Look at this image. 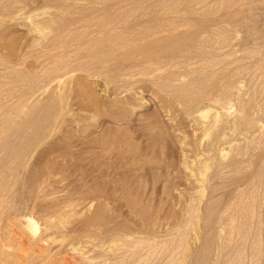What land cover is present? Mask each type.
<instances>
[{"label":"rangeland","instance_id":"1","mask_svg":"<svg viewBox=\"0 0 264 264\" xmlns=\"http://www.w3.org/2000/svg\"><path fill=\"white\" fill-rule=\"evenodd\" d=\"M137 1L145 2L142 5L145 8L140 5L141 14L148 12V15L137 17L135 24H145L150 10H155L160 1L176 4L180 11H186L189 5L196 13L206 10L212 19L209 25L213 32L204 41L208 54L203 62L190 57L172 65L167 55H160L161 58L148 59L149 64L136 61L138 68L124 81L116 76L118 69L128 67L127 64L111 62L106 68L97 66L99 69L90 74L56 67L58 59L74 60L78 52H84L83 43L102 37L101 33L83 29L79 20L69 24L61 37L60 22L79 18L83 9L98 18L105 9H132ZM220 1L0 0V114L7 111L8 118L18 117L19 122L26 104L36 101L40 105H55L50 120L43 125L45 136L24 152L22 160H18L21 163L15 161L9 173H5L6 178L0 166V184L5 182L14 189L8 193L0 191V242L5 251L9 220L13 217L33 218L39 226L37 236L45 234L49 227L47 245L63 254L70 243L76 244L78 252L99 248L111 252L128 238L164 243L179 230H186L188 264H192L206 242L228 235V231L222 232L228 223L221 226L219 221L206 226L205 208L212 204L217 210H225L248 187L242 191L231 165L220 168L214 159L204 165L209 155L203 124L217 114L226 121L225 107L231 108L229 113L235 115L240 97L249 103L251 117L263 123L264 70L259 71L256 58L249 59L250 64L246 60L245 69L232 63L233 58L240 56H235L237 36L234 37V27L223 16ZM248 2L245 5L242 2L238 9L246 14L252 11L264 30V0ZM157 14L171 15L168 8L158 10ZM196 22L187 15L178 24L182 28L188 25L196 28L200 24ZM70 31L73 35L81 32L76 33L78 40L73 35L69 37ZM258 42L259 57L264 61V37ZM204 61L216 65L220 91L227 81L233 82L229 88L233 95L226 105L203 102L197 111L209 114L200 117L199 113L189 115L184 102L163 91L161 85L168 78L195 81L205 77ZM17 73L25 77L17 78ZM33 77L37 79L35 82L31 80ZM25 119L22 122L27 128ZM4 122L0 118L1 132ZM30 127L28 131L25 128L26 135L40 130L39 126ZM225 133L226 152L231 155V145L241 146L244 161H253V165L262 163L263 150L257 147L260 139L247 138L248 132L231 130L230 124L226 125ZM26 135L16 134L13 143L23 141ZM5 157L0 155V165H4ZM193 205L202 214L201 221L195 224L188 214ZM256 215L262 229L257 235L264 242V201L262 207H256ZM47 216L52 217V225H46ZM34 255L33 261L38 263L40 259ZM217 259V253H212V260ZM31 260L30 264L34 263ZM3 264L9 263L3 260Z\"/></svg>","mask_w":264,"mask_h":264},{"label":"bare ground","instance_id":"2","mask_svg":"<svg viewBox=\"0 0 264 264\" xmlns=\"http://www.w3.org/2000/svg\"><path fill=\"white\" fill-rule=\"evenodd\" d=\"M248 1L221 0L220 7L224 11V18H227L232 27H234L233 31L236 32L234 37L237 36L236 41L234 40L235 56H240L233 58L232 63L240 65L238 69H245L247 65L246 60L250 59L251 61V59L256 58V66L259 71H262L264 70V61L259 57L261 49L259 50L257 45H259L258 41L264 37V30L259 26V21L252 11L248 10L249 14L248 12L246 14L238 9L239 6L241 7L242 2H245L242 4L245 5ZM137 2L136 7L133 6L132 9H125L123 7L105 9L98 18L89 16V13H85L87 10L83 9L84 11L81 10V14L78 13V15H81L80 17L77 16L79 18L70 17L68 20L65 19L66 21L60 22L61 31L59 34L61 37L62 32L66 31L67 26L73 22L75 24L77 20L80 21L78 23H81L80 26L83 29L101 33L102 37L96 41H91L90 39L89 42L83 43L84 48L82 50L81 47V50L84 52H78L76 59H58L55 63L56 67L59 70L66 68L70 72L81 70L90 74L96 71L95 68L97 66L101 69L106 68L111 62H117L122 65L127 64L128 67L119 68L118 73L116 72L118 80L124 81L138 68L140 62H142L141 64H147L150 62L148 59L159 57L160 55H167L166 58L172 65L174 63L177 65L182 59L190 57L199 58L203 62L202 60L208 54L207 48L203 46L205 44L204 41L207 42L213 32L211 25H209L212 19L209 18L206 10L196 13L194 7L189 5L186 11H180L176 4H165L164 1H160L158 6H155V10L149 9L150 17L144 22L145 24H135L134 22L137 21V17L142 19L143 15H148V12H146L147 14H141L142 8L146 7L142 6L145 2L143 4H141L142 2ZM140 5L142 8H140ZM167 8L171 15L161 16L157 14L158 10ZM250 12L253 14H250ZM187 15L192 16L195 21L199 22V26H196V28L193 26L188 27L189 25L186 28L179 27L178 23L186 19ZM78 32L80 31H76L77 34H79ZM76 33L73 35V31H70L69 37L73 35L78 40L79 35ZM206 37L208 38L204 40ZM261 58H263V55ZM222 60L226 61L225 58ZM136 61L139 63H136ZM244 62H246V65ZM204 63L207 65L205 77L200 76L195 81H174L168 78L161 85L163 91L171 92L172 96L184 102L186 112L189 115L199 113L200 117H207L209 114L208 112L197 111L203 102H219L222 105H226L229 97L233 95L229 89L233 82L227 81L220 91L219 71H217L216 65L209 61H204ZM205 69L202 70L203 73ZM46 76L48 77L49 75ZM169 76L173 78L172 75ZM23 77H25L23 73H17V78L22 79ZM31 80L35 82L37 79L33 77ZM240 91H242L241 87L238 88V94H240ZM30 98L28 99L30 100ZM240 98L237 100L239 106L237 105L238 111L235 115L230 114L231 112L229 113L231 108L225 107L226 121L222 119L220 114H217L213 117V120L203 124L204 131L208 136L206 152L209 155L204 165L206 166L207 162L212 159L216 160L220 168L231 165L233 167V174L242 184V191L243 187H248V190L243 192L242 195H238L225 210H217L212 207V204L206 206L204 215L206 226L211 227L219 221L221 226H225L228 223L227 229L222 231H228V235L226 237L220 236L215 241L206 242L203 251L195 257L192 264H264V242L257 235L260 234L262 229L256 215V207H262L264 201V156L261 164L253 165V161L252 163L250 161L247 163L243 160L245 153L243 147L231 145L229 147L230 152L233 151L231 155L226 152V148H223L227 144L225 140L226 125L230 124L231 130H244L248 132L247 138L254 137L252 138L253 140L260 139L261 142H256L258 144L257 147L262 149L264 154V122L260 123L252 118L249 103ZM24 107L25 109L20 112L19 122H17L19 120L18 117L16 120L8 118L10 114L7 111L0 114V118L5 120V124L3 123L5 125L3 126L4 128L1 127L3 131H0V155L4 154V157L6 156V161L4 159L2 162L4 165L0 166L4 168L2 173L5 178V173H9V170L15 164L14 162L25 156L23 155L24 152L27 153L28 148L33 142H37L36 140H39L43 135V130H45L43 125H46L47 121L50 120V114L54 110L55 105H40L38 102L33 101ZM20 113L18 114L20 115ZM24 118H26L25 121L27 120L28 125H26L28 127L31 125L32 128L38 129L39 126L40 130H35L36 132L33 133L30 131L31 135L30 133L28 134L29 136L26 135L28 132L26 133V126H23L24 122H22ZM27 128L26 130L28 131L29 128ZM32 128L30 127V129ZM18 133H22V135L24 133L26 137L22 139L23 141L14 144L12 139ZM17 137L19 136L17 135ZM18 162L21 163V161ZM0 191L8 193L14 191V189L4 182L0 184ZM188 214L190 222L193 224L202 219L200 209L196 205L188 208ZM45 219L49 223L46 224L47 226L52 225V217L49 218L47 216ZM38 231L39 226L33 218H25V220L18 217L10 218L6 237L7 244L5 245L7 246L6 251L3 249L4 245L0 242V264H3V260H7L9 264H30V258L32 259L31 261L35 259L32 257L33 254L40 260H38V263L33 261L34 263L32 264H188L189 260L185 245L186 230H179L175 236L164 243H150L146 239L128 238L125 239L126 241L121 247H116L117 249L111 250V252L104 248H99L98 251L93 249L94 251L81 250L82 252H78L76 244L70 243L71 246L67 247V251H64L65 254L52 250L47 245L50 239L49 235H47L49 227L44 232L45 234L41 236H37ZM252 234L253 237H251ZM87 242L90 243L89 240ZM214 252L218 255L216 261L212 260V253Z\"/></svg>","mask_w":264,"mask_h":264}]
</instances>
